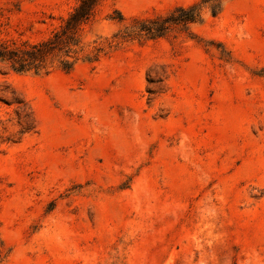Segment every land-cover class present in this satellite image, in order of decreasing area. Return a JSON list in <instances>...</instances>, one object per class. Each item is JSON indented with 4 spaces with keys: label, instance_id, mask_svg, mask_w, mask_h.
<instances>
[{
    "label": "rangeland",
    "instance_id": "374dc122",
    "mask_svg": "<svg viewBox=\"0 0 264 264\" xmlns=\"http://www.w3.org/2000/svg\"><path fill=\"white\" fill-rule=\"evenodd\" d=\"M79 1L0 0V42ZM81 39L70 73L0 64V264H264V0H101Z\"/></svg>",
    "mask_w": 264,
    "mask_h": 264
},
{
    "label": "trees",
    "instance_id": "16d2710c",
    "mask_svg": "<svg viewBox=\"0 0 264 264\" xmlns=\"http://www.w3.org/2000/svg\"><path fill=\"white\" fill-rule=\"evenodd\" d=\"M100 1L80 0L59 31L45 41L37 44L25 43L19 48L0 42V64L8 65L16 73H49L55 66L65 73H70L80 61L97 62L102 49L97 48L90 54H84L81 31L91 21ZM178 12H182V15L176 17ZM175 14L165 20L153 21L140 31L152 35L156 33V36H159L168 30L169 24L186 25L198 18L195 8H179Z\"/></svg>",
    "mask_w": 264,
    "mask_h": 264
}]
</instances>
